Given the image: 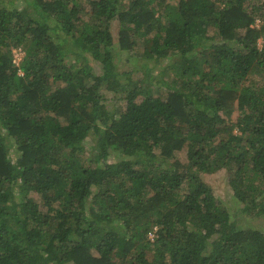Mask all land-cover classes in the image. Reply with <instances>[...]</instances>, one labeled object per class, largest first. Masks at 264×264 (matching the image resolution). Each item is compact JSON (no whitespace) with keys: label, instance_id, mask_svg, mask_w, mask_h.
<instances>
[{"label":"trees","instance_id":"trees-1","mask_svg":"<svg viewBox=\"0 0 264 264\" xmlns=\"http://www.w3.org/2000/svg\"><path fill=\"white\" fill-rule=\"evenodd\" d=\"M5 1L0 264H264V0Z\"/></svg>","mask_w":264,"mask_h":264},{"label":"rangeland","instance_id":"rangeland-1","mask_svg":"<svg viewBox=\"0 0 264 264\" xmlns=\"http://www.w3.org/2000/svg\"><path fill=\"white\" fill-rule=\"evenodd\" d=\"M83 1L87 3V0H83ZM8 3L6 2L8 6L14 5L13 4L14 2L11 3V5ZM101 66L102 65H100L99 63L95 64V71L100 72ZM111 67L113 69H116L117 74L119 75L121 73H124L123 81H127V82L141 79V73L144 72L143 69L136 67L131 63H128L126 60V55L118 50L117 45L113 48V59H112ZM106 104L107 107L110 109L116 107L115 105H117L115 100H113L112 98L107 99ZM81 144L83 145V147H87L90 144V141L88 140V138L83 137L81 140ZM13 154L14 156L16 155L15 152H13ZM177 157L180 158L181 161L186 160L184 151L179 152L177 154ZM201 178H203V180L213 189L215 194L221 199L223 206L228 211L231 222L234 221V223L238 227L254 228L264 232V217L262 216L255 217L253 214H250L244 210V204L241 203L235 197L233 192L229 189L227 183V176L224 170H218L214 173H202ZM35 197L38 200L36 193H35Z\"/></svg>","mask_w":264,"mask_h":264},{"label":"built area","instance_id":"built-area-1","mask_svg":"<svg viewBox=\"0 0 264 264\" xmlns=\"http://www.w3.org/2000/svg\"><path fill=\"white\" fill-rule=\"evenodd\" d=\"M15 57L16 59H20V57L22 56V51H20L19 49L15 50ZM150 237H152V234H149Z\"/></svg>","mask_w":264,"mask_h":264}]
</instances>
